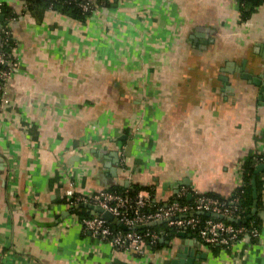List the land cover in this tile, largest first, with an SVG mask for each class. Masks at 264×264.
<instances>
[{"label":"crops","instance_id":"obj_1","mask_svg":"<svg viewBox=\"0 0 264 264\" xmlns=\"http://www.w3.org/2000/svg\"><path fill=\"white\" fill-rule=\"evenodd\" d=\"M24 2L5 0L20 68L0 112V264H264V170L260 235L229 249L178 234L117 250L69 203L115 185L231 196L264 152L262 85L243 77L264 81V4L244 24L239 0H101L85 21Z\"/></svg>","mask_w":264,"mask_h":264},{"label":"built area","instance_id":"obj_2","mask_svg":"<svg viewBox=\"0 0 264 264\" xmlns=\"http://www.w3.org/2000/svg\"><path fill=\"white\" fill-rule=\"evenodd\" d=\"M24 1V7L28 8L27 1ZM63 1L87 13L88 17L96 13L101 4V0ZM52 7L50 9L54 10ZM5 8V0H0V112L4 110L7 103L5 83L20 68L18 42L14 38L12 28V22L17 19V16L6 13ZM2 14H4L3 19H1ZM239 19L246 24L249 18L244 20L239 10ZM123 160L125 162V158ZM258 162L264 163V152L259 153ZM69 191L70 205L86 203L101 206L129 227L125 230L99 213L81 219L83 227L90 231L94 237L110 241L117 250L138 254L146 253L147 248L151 249L164 238V233L158 229L145 227L146 229L141 228V230L135 229V227L159 220L165 221L167 226L177 232L192 233L211 248L229 249L238 241L247 237L257 239L260 235V230L255 226L237 224L219 217L223 215L224 217L241 218L239 194L222 198L208 192L195 191L191 194L190 199L184 201L182 198L189 194V189L184 186L169 201L156 203L149 190H139L132 194L128 189L122 191L103 189L89 195L75 194L72 190ZM208 213L209 215H207Z\"/></svg>","mask_w":264,"mask_h":264},{"label":"trees","instance_id":"obj_3","mask_svg":"<svg viewBox=\"0 0 264 264\" xmlns=\"http://www.w3.org/2000/svg\"><path fill=\"white\" fill-rule=\"evenodd\" d=\"M28 3V8L31 10V12L36 15L38 18H42L44 15L45 11L47 9H50L51 6L52 8L62 14L68 15L72 18L78 19L80 21H85L88 18V14L82 12V10L78 9L74 5H70L68 3H64L63 0H26ZM240 5H239V10L241 12L242 18L248 19L254 11H256L257 7L259 5L264 4V0H239ZM244 2V4H242ZM259 159V154L257 155H249L243 162L242 168H243V184L239 187H237L231 196L233 195H240L241 198V210H240V217L243 219H247L249 216L251 218L249 220H246L242 224L246 226H255L259 230L262 228V219L260 218L258 211L255 214H251L252 208L254 205L255 198L253 196V185H252V179L255 174V169ZM256 186H257V209L259 208L261 204V192H260V180L258 175L256 176ZM109 189H118V190H125L128 189L132 194H135L139 190H150L149 187L146 186H137L134 185L133 187H123L122 185H115ZM211 195L217 196L216 193L213 192H208ZM220 197V196H219ZM173 198V197H172ZM182 200L186 201L188 200V197H183ZM157 203V202H156ZM77 213L80 214V217H89L92 216L91 211H87L86 208H78L76 210ZM206 216V215H204ZM203 216V217H204ZM146 228L149 229H158L162 230L164 233V240H167L171 242L175 236L178 235L179 232H177L175 229L170 228L167 226L166 223L162 224H156V225H151ZM142 228V229H146ZM141 229V230H142ZM165 245L164 241L159 240L157 244H155L151 249H157Z\"/></svg>","mask_w":264,"mask_h":264},{"label":"water","instance_id":"obj_4","mask_svg":"<svg viewBox=\"0 0 264 264\" xmlns=\"http://www.w3.org/2000/svg\"><path fill=\"white\" fill-rule=\"evenodd\" d=\"M3 18H4V14L1 15V19H3ZM243 77L248 78V79H252L251 81H253L254 83L262 85L261 89H260L259 100H260L261 103H264V81H261L257 77H253L252 74L247 73V72L243 73ZM0 170H1V168H0ZM263 170H264V163L258 164L256 166L255 174H254L253 179H252L253 196L255 198L254 205H253L252 212H251L252 215L257 212V200H256V198H257V186L256 185L257 184H256V176H257V174L259 172H261ZM126 185L128 186V183H126ZM190 198H191V195L188 196V199H190ZM81 207H87V208L91 209L93 214L94 213L102 214V216L104 218H106L107 220L111 221L113 224L119 225L120 227H122L125 230L129 229V227L127 225H125L124 223L120 222L119 219L116 216H114L110 211L105 210L101 206L92 205V204H86V203H79V204H76V205L73 206V208H81ZM207 215H209V213ZM212 215L213 216H217L216 214H212ZM219 217L220 218H225V219H227L229 221H232V222H235L237 224H241V223H243L246 220H249L251 218V216H249L247 219H243V218H234V217H224L223 215H220ZM164 222L165 221H162V220L154 221V222H151L149 224L138 225V226L135 227V229H141V228H145V227H148V226H151V225L162 224ZM178 234L180 236H182V237H186L188 240H190L191 243L194 241L192 233L185 232V231H180ZM186 242H187V240H186Z\"/></svg>","mask_w":264,"mask_h":264}]
</instances>
